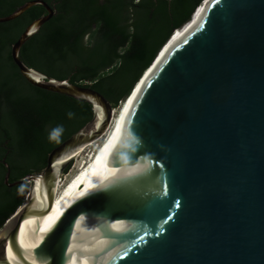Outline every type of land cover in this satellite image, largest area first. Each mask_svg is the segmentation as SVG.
Instances as JSON below:
<instances>
[{
  "label": "water",
  "instance_id": "obj_1",
  "mask_svg": "<svg viewBox=\"0 0 264 264\" xmlns=\"http://www.w3.org/2000/svg\"><path fill=\"white\" fill-rule=\"evenodd\" d=\"M201 3L197 20L163 53L174 30L124 96L138 87L97 164L55 199L57 218L30 250L19 244L22 222L35 219L39 231L59 178L105 134L119 104L21 60L22 45L56 14L46 1L0 16L8 22L43 6L11 44V59L31 85L92 106L40 172L9 182L2 160L6 185L30 187L0 228V264H264V0Z\"/></svg>",
  "mask_w": 264,
  "mask_h": 264
},
{
  "label": "trees",
  "instance_id": "obj_2",
  "mask_svg": "<svg viewBox=\"0 0 264 264\" xmlns=\"http://www.w3.org/2000/svg\"><path fill=\"white\" fill-rule=\"evenodd\" d=\"M26 1L0 0V16L10 14ZM44 1H56V14L22 45L21 60L49 76L90 86L113 107L129 93L174 30L179 31L202 2ZM43 13V6L34 5L14 20L0 23V160L6 156L9 182L40 172L48 153L92 117L88 102L31 85L11 59V44ZM5 173L6 167L0 161V228L24 202L30 186L6 185Z\"/></svg>",
  "mask_w": 264,
  "mask_h": 264
},
{
  "label": "bare ground",
  "instance_id": "obj_3",
  "mask_svg": "<svg viewBox=\"0 0 264 264\" xmlns=\"http://www.w3.org/2000/svg\"><path fill=\"white\" fill-rule=\"evenodd\" d=\"M203 9V5L201 3L200 7H198L196 14L193 17V21L187 22L184 26L180 28L179 31L173 33L174 35L170 39V41L165 46L163 53L174 43L178 38L182 35L184 30H187L191 25L192 22L197 20L198 16H200ZM162 53V54H163ZM138 87L135 89L133 94L136 92ZM125 98L119 103V106L114 109L111 123L105 132V134L96 142H93L77 151L75 153L74 158H78L80 154H82L79 163L76 166L75 172L65 181L62 183V178H59L56 186V192L54 197V205L51 211L42 218L41 227L39 231H36V220L33 218L26 219L22 222L20 231H19V244L25 250H30L34 248L38 242L40 241L41 234L54 222L57 218V210H56V200L66 195L71 194L75 191L79 186L83 184V182L87 179L90 172L93 170L95 165L97 164L100 156H101V147L104 141L108 138L109 134L113 130L117 119L119 118L123 108L128 103L130 98ZM62 183V184H61ZM40 198L44 197V193L42 191L38 192Z\"/></svg>",
  "mask_w": 264,
  "mask_h": 264
},
{
  "label": "rangeland",
  "instance_id": "obj_4",
  "mask_svg": "<svg viewBox=\"0 0 264 264\" xmlns=\"http://www.w3.org/2000/svg\"><path fill=\"white\" fill-rule=\"evenodd\" d=\"M119 104V103H118ZM117 108V107H116ZM82 154L79 155L78 158H74L73 161L71 162L70 164V168L68 169V171L66 173H64V175L61 177L63 180H62V183L65 182L74 172H75V168L77 166V164L79 163L80 161V158H81ZM61 183V184H62ZM30 187V186H29ZM27 197V193L25 194L24 196V200L25 198Z\"/></svg>",
  "mask_w": 264,
  "mask_h": 264
},
{
  "label": "flooded vegetation",
  "instance_id": "obj_5",
  "mask_svg": "<svg viewBox=\"0 0 264 264\" xmlns=\"http://www.w3.org/2000/svg\"><path fill=\"white\" fill-rule=\"evenodd\" d=\"M52 8L54 7V10H55V8H56V1H52V2H47ZM44 8V7H43ZM56 11V10H55ZM46 13V10L44 9V13L43 14H45ZM42 14V15H43ZM5 157L6 156H3V158H2V160L3 159H5ZM2 160H0L1 162H2Z\"/></svg>",
  "mask_w": 264,
  "mask_h": 264
}]
</instances>
